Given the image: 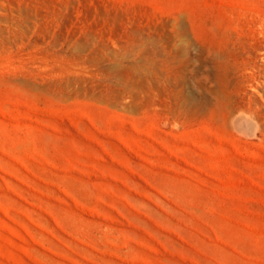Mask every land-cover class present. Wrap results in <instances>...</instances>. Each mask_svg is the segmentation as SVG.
<instances>
[{"label": "rangeland", "instance_id": "374dc122", "mask_svg": "<svg viewBox=\"0 0 264 264\" xmlns=\"http://www.w3.org/2000/svg\"><path fill=\"white\" fill-rule=\"evenodd\" d=\"M0 264H264V0H0Z\"/></svg>", "mask_w": 264, "mask_h": 264}]
</instances>
